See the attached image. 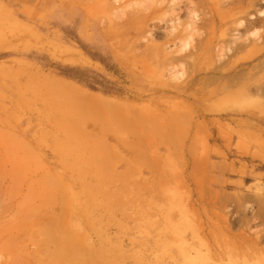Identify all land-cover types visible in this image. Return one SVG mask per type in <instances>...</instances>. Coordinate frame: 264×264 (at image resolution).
<instances>
[{"label":"rangeland","instance_id":"rangeland-1","mask_svg":"<svg viewBox=\"0 0 264 264\" xmlns=\"http://www.w3.org/2000/svg\"><path fill=\"white\" fill-rule=\"evenodd\" d=\"M239 1L0 0V264H264V80L211 69L264 36Z\"/></svg>","mask_w":264,"mask_h":264},{"label":"bare ground","instance_id":"bare-ground-1","mask_svg":"<svg viewBox=\"0 0 264 264\" xmlns=\"http://www.w3.org/2000/svg\"><path fill=\"white\" fill-rule=\"evenodd\" d=\"M240 3L241 0L233 3L231 6H234L235 10L229 8L227 10L228 15L238 19L252 16L251 11L246 10L245 5ZM238 4L240 6L236 7ZM236 8H240L239 11H236ZM225 12L219 10V17L225 15ZM238 34L239 31L235 28V33H232L231 38L219 39L220 44L218 46L220 48H218L216 55L217 59L211 68L213 70L212 77L219 83V94L231 93L232 89L237 90L239 85H246L237 97L247 94L246 91L251 89V85L255 84L256 80H264V36L251 38L250 36L246 37L244 34ZM222 40L228 42L227 47L224 46ZM201 74H206V72ZM203 79H207V77ZM227 87L229 88L227 89ZM255 94L264 95V86L258 87L256 84ZM245 119L252 127H263L264 116H259L255 110L247 112Z\"/></svg>","mask_w":264,"mask_h":264},{"label":"trees","instance_id":"trees-1","mask_svg":"<svg viewBox=\"0 0 264 264\" xmlns=\"http://www.w3.org/2000/svg\"><path fill=\"white\" fill-rule=\"evenodd\" d=\"M102 63L108 70L115 71V67L112 63L101 59ZM66 68V67H65ZM67 72L62 71L64 74L69 75L79 81L85 82L91 89H103L106 93L118 92L121 89L114 87L113 89L108 88L109 81L100 73L91 69H82L80 67H67ZM69 71V73H68Z\"/></svg>","mask_w":264,"mask_h":264}]
</instances>
